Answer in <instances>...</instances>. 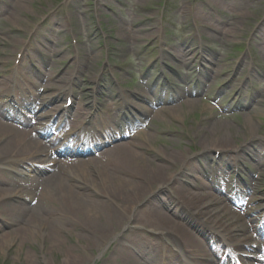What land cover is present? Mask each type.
<instances>
[{
  "label": "rangeland",
  "instance_id": "1",
  "mask_svg": "<svg viewBox=\"0 0 264 264\" xmlns=\"http://www.w3.org/2000/svg\"><path fill=\"white\" fill-rule=\"evenodd\" d=\"M187 52L189 55L184 57L183 53ZM27 53L37 67L28 69L27 60L23 65H16L17 56ZM194 61L204 65L202 84L194 82L193 75L185 74L189 71L185 67H193ZM165 62L183 74L176 79L172 73L176 84L160 90L153 83L154 71L158 63L163 66ZM48 75L54 81L70 82L68 86L82 100L87 98L88 103L100 100L105 116L94 119L95 128L104 129L115 123L113 109L116 111L119 104L114 105L116 100L110 95L117 86L127 90L129 101H135L139 94L151 100L160 96L153 111L137 119L148 127L136 124L129 129L132 136L142 133L136 136V143H145L141 153H150V161L157 164L160 158L176 154L189 166L201 170L217 160V152L230 159L235 157L237 147L246 152L259 151L261 163H248L256 191L246 195L255 201L245 200L239 209L244 211L248 203L249 210L258 201L264 205V0H0V84L19 101L16 95L21 90H35L29 81L43 87L46 83L40 77L44 79ZM233 75L236 81L223 92L221 84ZM241 81L248 83L244 89L246 96L236 99V84ZM251 85L255 88L251 89ZM94 89L98 92L94 93ZM53 91L45 90L44 95ZM13 98L8 92H0V102L13 103ZM207 98H216L215 103ZM83 104L82 101L79 106ZM162 108L166 111L158 113ZM15 116L19 121L20 117ZM7 122L18 125L12 120ZM34 122L29 120L31 125ZM144 131L153 139L149 141ZM223 139L230 144L221 151L224 146L219 141ZM208 144L212 147L205 150ZM91 157L94 156L84 158ZM175 164L171 160V181L193 178L187 167ZM23 166L12 169L0 162V188L21 195L20 191L30 182ZM75 176L78 184L100 188L101 176L97 169L87 168ZM67 180L71 179L67 177ZM72 182L76 181L72 179ZM168 185L156 188L135 204L121 201L130 217L114 224V228L107 219H102L110 224L106 231L108 237L92 249L73 226L61 227L62 233L57 239L49 227L35 230L33 234L16 233L15 223L19 219H8L9 216L0 213V264H68L67 259L79 252L86 255L82 264H120L112 257L114 248L141 260L143 254L155 252V247L137 250L134 239L160 237L159 231L139 222L145 221L137 217L144 204L158 205L170 218L186 219L185 214L175 210V203L168 201ZM4 198L0 196V212L2 207L7 208ZM18 198L25 201L21 196ZM18 198L13 197L9 202H19ZM114 204L108 201L105 206L115 207ZM187 225L193 229V225ZM192 231L201 237L197 229ZM121 237L124 241L116 246ZM66 247L79 251L65 252ZM160 250L164 254L168 252ZM171 254L163 264H182L179 249L175 248Z\"/></svg>",
  "mask_w": 264,
  "mask_h": 264
},
{
  "label": "bare ground",
  "instance_id": "2",
  "mask_svg": "<svg viewBox=\"0 0 264 264\" xmlns=\"http://www.w3.org/2000/svg\"><path fill=\"white\" fill-rule=\"evenodd\" d=\"M187 53H183V56L189 55V52ZM190 53L195 54L192 51ZM24 59L20 61L23 62ZM179 59L180 55L177 56V61ZM43 81L46 83L43 86L44 89L55 91L47 93V95L34 93L30 98L26 97L29 95L23 96L25 100L22 104L26 114L17 121L18 125L7 122L10 121L12 115H15V109L12 106L8 107L5 104H0V162L6 163L12 169L24 165L23 170L28 172L30 180L28 186L20 191L21 195L19 196L17 195L19 192L13 194L3 187L0 188V196L5 197L3 204L7 206V208L2 207L0 213L9 216L8 219H19L15 223L16 233L33 234L35 230L49 227L51 235L57 239L60 238L62 233L61 227L67 229V226L70 225L82 235L87 246L92 249V246H99L100 242L108 237L106 231L110 224L104 223L102 219H107L109 223L113 224L114 228V224L118 225L121 223L120 220L130 217L128 215L129 211L120 205L121 201L125 199L127 204H135L137 201L145 199L156 188L169 183L167 186L170 191L168 201L175 203V210L185 214L186 219L176 220L170 218L158 205L144 204L138 211L137 217H139V220L145 219V221H138L142 225L152 228L153 231H159L160 237L152 240L143 237L135 238L133 246L137 250H139L138 247L141 249H145L146 246L149 248L155 247V252L148 254L140 252L145 256L139 260L133 254H122L118 248H114V256L112 257L115 260L120 261L122 264H163L166 258L172 252L171 255H173L174 249L177 248L182 251V263L219 264V260L216 259L215 261L210 250L211 243L218 245L227 243L228 247L232 249L264 248V235L261 232L255 234L257 228L259 231L264 230V217L256 216V212H259V206L263 204L258 201L256 207L248 210L246 206V209L242 211L239 208L244 204L237 200V209L233 210L232 206L225 204L219 195H213L208 190H204L207 184H205L203 178L199 180V183L197 181L199 179L197 174L200 173V169L193 165L189 166L183 157L180 158L176 154L172 157L165 155L166 157L160 158L161 161L159 160L158 164L150 161V153L147 155L141 153L144 150L141 147H145V143L143 145L136 143V136L139 137L142 134L141 132L131 137L130 141L111 144L108 148H105L103 144L97 145L96 149L98 150L103 147L101 148L102 151L95 157L57 160L51 154V143L39 139L37 132L42 131L40 128H44V124L52 122V119L58 124L63 123L66 120V112L72 111L73 108L63 109V104H61L54 105L48 110L47 108L53 103L62 99V92L66 89L64 84L55 85V83H66V80L54 81L52 75H48L44 77ZM0 92L7 93L8 90L0 84ZM33 98L35 100H32ZM139 111L145 115L148 112L143 107H140ZM165 111L166 109L162 108L158 113ZM69 113L77 120L82 119L84 115L81 112ZM32 119L37 121L46 120L32 126L29 123V120L32 121ZM20 124L28 126L30 129L28 127L22 128ZM252 125L253 123H251ZM85 130L86 126L84 127ZM144 133L149 141L153 139V136L148 135L147 131H144ZM223 140L219 141L220 146H224L220 149L221 151L230 144L229 140ZM59 144L63 145L64 143ZM209 147H212V145H206L205 150ZM237 149L239 148L237 147ZM239 151L242 152L243 148H240ZM62 152L67 154L64 148ZM224 155L220 153L216 157L221 159ZM171 160L176 163L175 165L178 163V166L187 167L194 179H185L182 182L180 180L175 181V179L171 181ZM87 168L99 170L101 184L98 185L100 188L95 185L90 187L77 183L76 173L78 171L82 173ZM47 171H49L47 176L42 177L43 173ZM21 173L25 172L21 171ZM67 177L71 180L74 179L76 182L71 183V180L69 182ZM252 179L249 178L248 185L244 184L243 186L245 188L243 195L247 197L245 200H248V203L255 201L254 198L249 199L246 195L256 191ZM109 190L112 191L111 194H109ZM20 196L25 200L24 202H21V198H18ZM13 197L20 199L19 202L16 201L11 204L9 201H13ZM30 201H32V204H30ZM108 201L115 203V207L105 206ZM186 220L187 223L193 225V229L198 230L201 237L193 233V229H190ZM35 223H37V226L33 229ZM206 229L213 231H207ZM122 241H124L123 237L118 239L116 246L120 245ZM58 245L63 248L60 242ZM160 249L168 252L166 254L161 253ZM63 250L74 253L79 251L74 247H66ZM84 254L79 252L67 259L68 264H76L77 261L82 264L86 260ZM256 256L262 257L261 255ZM252 264L262 263L255 262Z\"/></svg>",
  "mask_w": 264,
  "mask_h": 264
}]
</instances>
